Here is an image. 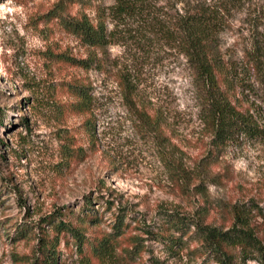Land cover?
I'll use <instances>...</instances> for the list:
<instances>
[{
    "label": "rangeland",
    "instance_id": "rangeland-1",
    "mask_svg": "<svg viewBox=\"0 0 264 264\" xmlns=\"http://www.w3.org/2000/svg\"><path fill=\"white\" fill-rule=\"evenodd\" d=\"M115 4L0 0V264H33L41 233L37 224L59 212L75 222L81 209L101 216L98 226L86 222L90 231H110L119 213L127 230L111 254L87 262L62 239L60 264H150L154 259L216 264L200 251L191 252L195 243L169 254L155 238L168 224L165 215L199 216L228 228L235 205L264 208V145L244 139L216 145L200 121L185 58L157 36L142 39L136 16L115 19ZM63 18L92 23L104 18L106 53L83 45ZM256 42L264 43V0H251L235 12L222 35V52L249 67ZM93 54L103 63L90 70L62 61ZM253 72L246 71L244 85L257 90ZM127 79L136 99L158 115L157 129L142 130L125 106ZM67 83L91 87L93 138L84 125L87 113L72 109L75 98ZM236 95L246 107L255 94L246 88ZM259 111L264 117V105ZM85 200H91V209ZM19 223L33 224L35 233L13 240ZM234 264L257 262L237 257Z\"/></svg>",
    "mask_w": 264,
    "mask_h": 264
},
{
    "label": "trees",
    "instance_id": "trees-1",
    "mask_svg": "<svg viewBox=\"0 0 264 264\" xmlns=\"http://www.w3.org/2000/svg\"><path fill=\"white\" fill-rule=\"evenodd\" d=\"M172 1L169 6L167 1L158 5L156 0H116L112 13L115 19L136 16L142 25V39L149 40L157 36L185 58L198 101L200 121L216 145L222 146L238 139L264 145V117L259 111L264 105V43H254L249 67L245 62L226 57L222 52L223 33L231 27L235 12L251 0ZM62 22L83 45L103 55L106 53L108 32L104 18L96 23L72 18H63ZM99 60L97 54H93L86 59L66 56L62 61L90 70L102 65L103 62ZM248 70L255 73L259 84L257 90L244 85ZM67 84L71 96L75 98L71 103L72 109L87 113L84 125L86 132L93 138L91 112L94 97L91 87L83 83ZM133 88L131 79L124 81L125 106L135 116L137 124L142 125V130L157 129L158 115L136 99ZM246 88L255 94L254 101L252 105L242 107L236 94L237 90ZM255 102L256 106L253 105ZM90 204L91 200H85L84 207L88 209ZM91 211L84 213L81 209V215L75 216V222L72 215L67 217L60 212L52 213L41 224H37L41 233L36 237L38 255L33 264H60L59 243L62 239L66 245L72 242L76 254L86 262L111 254L127 230L125 215H116L110 231L96 232L90 231L86 222L93 221L98 226L101 216ZM165 217L168 224L162 225V232L156 233L155 238L164 244L165 250L171 255L179 254L181 249L195 243L198 246L191 252L200 251L216 264H234L237 257L241 261L264 264V208L258 205H235L233 222L228 228L206 224L199 216L170 213ZM43 223L48 226L47 229ZM34 230L33 224L30 228L26 223H19L14 229L13 240L26 239L28 234L35 233ZM143 233L148 234L150 231ZM132 238L135 239L134 236ZM137 244L134 241L133 247ZM138 250L140 254L142 247ZM124 251L132 252L131 249ZM150 264L162 262L154 259Z\"/></svg>",
    "mask_w": 264,
    "mask_h": 264
}]
</instances>
